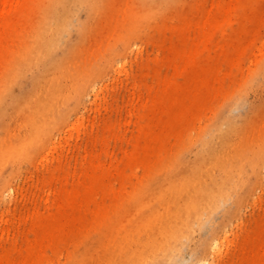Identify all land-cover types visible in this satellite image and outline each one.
Segmentation results:
<instances>
[{"label":"bare ground","instance_id":"bare-ground-1","mask_svg":"<svg viewBox=\"0 0 264 264\" xmlns=\"http://www.w3.org/2000/svg\"><path fill=\"white\" fill-rule=\"evenodd\" d=\"M151 1L163 6L173 0ZM201 1L210 4L197 32L204 47L197 44L181 49L172 44L169 48L171 58L184 62V80L161 79L158 59L155 64L143 62L140 73L134 76L143 81L153 67L156 79L164 86L150 104L147 122L140 124L131 151L123 161L94 157L90 172L71 186L64 184L47 211L34 212L36 237L29 241L37 244L35 250L17 253L15 246L0 257V264H26L33 255L41 254L46 242L79 246L71 251L70 264H216L215 258L231 241L234 227L244 230L242 202L262 187L264 178V133L245 140L260 106H250L241 118L236 116L235 108L247 103L240 92L236 102L227 107L223 121L215 120L198 133V154L165 156L171 136L186 128L197 107L207 104L217 92L222 66L239 64L249 50L264 48V0ZM103 4L104 0H0V172L38 153L51 134L56 115L66 107L63 120L68 119V110L80 103L83 88L91 85L94 77L103 76L108 66L126 67L127 60L120 62L118 58L129 49L127 34L134 31L133 23L103 48L101 62L93 72L78 74L79 69L74 68L80 43L54 58L72 34L76 32L82 39L92 32V21ZM61 9L65 14L57 18L55 12ZM81 11L88 14L85 22L79 19ZM178 32L185 42L195 35ZM230 35L235 42L228 41ZM120 42L124 47L118 50ZM201 54L209 62L216 60L204 66ZM26 75L31 81L29 91L10 98L11 86ZM260 81L264 84V78ZM102 88L96 87L97 96ZM137 89L141 90V84ZM8 103L11 109L6 108ZM83 120L81 115L68 132ZM12 122L20 131L18 135L11 128ZM46 160L50 179H54V171L62 167V156ZM139 164L147 169L145 179L128 197L122 192L114 195V178L129 177L124 167ZM2 179L0 198L12 193L9 181ZM100 192L113 195L112 200H100ZM227 207V214L214 224L215 216ZM197 230L205 233L199 251L188 260L184 252ZM238 236L242 256L237 264H264V223L261 229L254 227Z\"/></svg>","mask_w":264,"mask_h":264},{"label":"rangeland","instance_id":"rangeland-1","mask_svg":"<svg viewBox=\"0 0 264 264\" xmlns=\"http://www.w3.org/2000/svg\"><path fill=\"white\" fill-rule=\"evenodd\" d=\"M209 6V3L205 4L201 0H173L163 6L151 0H104L101 12L92 21L94 23L92 32L82 39L75 32L69 37L67 44L54 53V58H59L67 53L72 44L80 43L81 47L75 54L74 68L79 69L78 74L93 72L101 62L103 48L116 39L118 34L128 29L131 23L134 24V31L127 34L129 49L118 58L120 62L127 60L126 67L108 66L103 76L94 77L91 85L87 83L83 88L80 103L68 110V119L63 120L67 112L66 107H62V112L56 115L51 134L45 145L37 150L38 153L23 158L20 165L9 164L0 172L2 173L0 185L4 181L2 178H5L9 181V189L12 190V193L6 192L4 198H0V214L3 213L0 216V224L4 226L3 229L0 228V257L15 246L18 248L17 253L35 250L37 244L31 245L29 241L36 237L32 229L34 212L47 211L64 184L71 186L80 176L90 172L94 157L103 161L111 159L123 161L126 153L133 148L132 140L140 124L147 122L150 104L164 86L163 81L156 79L153 67L149 69L143 81L134 76L140 73L143 62L155 64L158 59L162 64L159 70L161 79L171 77L182 82L185 78L184 62L171 58L169 48L172 44L181 49L197 44L204 47L197 32L203 22V11ZM246 9L250 11V7ZM55 13L57 18L65 14L63 9ZM87 15L86 11H81L79 19L85 22L88 19ZM235 19L234 28L238 25ZM259 23L262 26V21ZM106 25L108 27H105ZM190 27L191 31H187ZM261 29L263 33L264 28ZM182 30L195 35H192L194 37L190 41L185 42L184 36L178 32ZM227 39L236 41L231 35ZM160 43H163V47H160ZM123 47V42L118 43V50ZM212 60L209 62L204 54L200 55V61L204 66L214 63ZM41 65L42 63L37 68L39 69ZM218 73L220 80L216 83L217 92L211 96L207 104L197 107L196 114L190 117L186 128L171 136L170 150L165 156L174 153L198 154L199 143L196 142L198 133L215 120L223 121L227 107L236 102L240 92L246 96L247 103L235 108L236 116L241 118L250 106H260L253 123L245 133V140L250 141L254 135L262 136L264 133V84L260 81L264 78V48L260 50L256 47L249 50L241 57L239 64H224ZM138 84H141L140 91L137 89ZM100 86L103 88L97 96L96 87ZM30 87V77L26 75L22 81L11 86L9 96L10 98L25 96ZM59 104L61 106L62 97H59ZM6 108L11 109V103H8ZM81 115L84 117L83 122L72 133L68 132L75 123L78 124L77 119ZM11 128L15 135H18L20 131L15 122H12ZM181 136L183 139L180 140ZM54 155L62 156L63 164L60 169L54 171L56 177L50 179L46 169V157L52 158ZM124 169L129 177L114 178V195L122 192L128 197L129 193L145 179L147 169L144 164L135 167L126 165ZM261 184L262 187L257 188L254 194L242 202L244 230L234 227L231 241L215 258L216 264H237V260L242 256L238 249L240 243L238 234L254 227L257 229L263 227L264 178ZM112 196L100 192L98 197L109 203ZM228 210L227 207L216 215L214 224L219 223ZM204 233L201 230L195 232L184 252L186 259L190 260L197 254ZM78 247L73 243L60 242L53 245L46 242L41 254L33 255L26 264H70V253Z\"/></svg>","mask_w":264,"mask_h":264}]
</instances>
